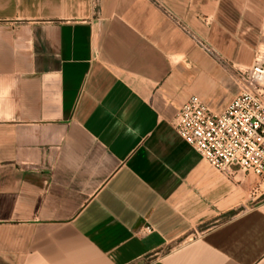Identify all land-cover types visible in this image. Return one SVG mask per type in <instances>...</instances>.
<instances>
[{
    "label": "crops",
    "instance_id": "obj_1",
    "mask_svg": "<svg viewBox=\"0 0 264 264\" xmlns=\"http://www.w3.org/2000/svg\"><path fill=\"white\" fill-rule=\"evenodd\" d=\"M262 47L264 0H0V264H264V189L173 127Z\"/></svg>",
    "mask_w": 264,
    "mask_h": 264
},
{
    "label": "built area",
    "instance_id": "obj_2",
    "mask_svg": "<svg viewBox=\"0 0 264 264\" xmlns=\"http://www.w3.org/2000/svg\"><path fill=\"white\" fill-rule=\"evenodd\" d=\"M182 28L210 56L226 64L211 45ZM238 76L241 90L223 111L194 95L179 108L173 127L213 167L228 175L236 171L253 175L260 186L264 185V62L257 59L249 69H238Z\"/></svg>",
    "mask_w": 264,
    "mask_h": 264
},
{
    "label": "rangeland",
    "instance_id": "obj_3",
    "mask_svg": "<svg viewBox=\"0 0 264 264\" xmlns=\"http://www.w3.org/2000/svg\"><path fill=\"white\" fill-rule=\"evenodd\" d=\"M258 61L264 62V47H262V50L259 53ZM247 69H249V68H247ZM251 178L254 180V182H256L257 179L255 178V176L251 175ZM257 189L262 190V189H264V186L262 188H260V186H259V187H257Z\"/></svg>",
    "mask_w": 264,
    "mask_h": 264
}]
</instances>
